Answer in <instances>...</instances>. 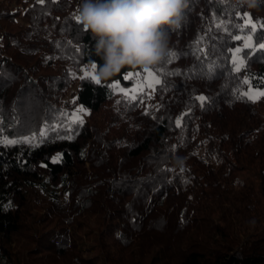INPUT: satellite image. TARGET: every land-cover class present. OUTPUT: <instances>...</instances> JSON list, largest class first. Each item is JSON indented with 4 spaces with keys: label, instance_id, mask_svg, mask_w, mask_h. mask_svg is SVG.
<instances>
[{
    "label": "trees",
    "instance_id": "obj_1",
    "mask_svg": "<svg viewBox=\"0 0 264 264\" xmlns=\"http://www.w3.org/2000/svg\"><path fill=\"white\" fill-rule=\"evenodd\" d=\"M79 4L0 0V135L31 141L0 144V264H264V97L242 95L264 90V50L235 39L249 35L245 13L264 21V0H188L151 68L162 84L132 102L109 85L134 87L143 69L79 76L104 63ZM110 103L116 130L96 118ZM79 106L82 124L70 120Z\"/></svg>",
    "mask_w": 264,
    "mask_h": 264
},
{
    "label": "clouds",
    "instance_id": "obj_2",
    "mask_svg": "<svg viewBox=\"0 0 264 264\" xmlns=\"http://www.w3.org/2000/svg\"><path fill=\"white\" fill-rule=\"evenodd\" d=\"M249 8L258 0H240ZM188 0H80L76 16L96 40L95 62L100 82L112 79L122 69L149 70L161 64L170 52V30L182 25Z\"/></svg>",
    "mask_w": 264,
    "mask_h": 264
},
{
    "label": "snow or ice",
    "instance_id": "obj_3",
    "mask_svg": "<svg viewBox=\"0 0 264 264\" xmlns=\"http://www.w3.org/2000/svg\"><path fill=\"white\" fill-rule=\"evenodd\" d=\"M39 3H44V0H38ZM241 19L243 20V24L240 25L239 27L241 28V30H245L248 29L249 31V35H247V37H242V36H236L235 39L237 40H242L244 41V47L245 48H249V49H253L255 47H258L261 50H264V37H262V42L259 43L258 45H255L253 42V36L252 33H255V31L257 30V27L264 29V21H254L251 14L245 13ZM223 26V21H220L217 24V27H222ZM242 51L241 48H236L235 49V53L237 56V60H234L233 63H239V64H243L244 61L243 59L239 58V53ZM171 55L173 57L176 56L175 53H171ZM162 71V69L160 70ZM237 71H239V67H237ZM95 72V66H93V73H88L87 71L85 72V76L86 77H90L91 80L95 81L96 84H100V81L98 80V78L95 76L94 74ZM145 72L147 73L146 77L142 80L138 79L135 83L134 87L131 88H126L124 86H121L120 82H116V83H112L109 85V87H111L112 89L116 90L117 92H119L120 94H122L124 97H126L129 100H136L137 99V94L138 93H144L145 88L148 89H152L153 91L155 90L156 85H160L162 84V79L160 78V76L157 74L156 71L153 70H145ZM136 77H139L140 74L136 73L135 74ZM133 76L132 74H128L126 76H124V80L127 81H132ZM245 84H249L250 85V81L249 80H245L244 81ZM242 95L248 97V99L252 100L253 102H255L256 100L264 97V90H256L254 88H250L248 91L242 93ZM197 99L201 102H204L206 100V97L204 96H199L197 97ZM86 113V109L84 107H78L75 110V113L73 115H71L70 120L72 122H76L79 124L83 123V116L82 114ZM181 121H182V117L178 118L176 121L177 127H181ZM2 128H0V133H2ZM44 133H41V136H43ZM64 139H71V136H66V137H61ZM23 142H31L30 140L28 141H17V140H11L8 139L7 137H4L2 135H0V144H3L5 146L8 145H14L16 143H23ZM60 159L59 156H57L56 158H54L53 162H57Z\"/></svg>",
    "mask_w": 264,
    "mask_h": 264
},
{
    "label": "rangeland",
    "instance_id": "obj_4",
    "mask_svg": "<svg viewBox=\"0 0 264 264\" xmlns=\"http://www.w3.org/2000/svg\"><path fill=\"white\" fill-rule=\"evenodd\" d=\"M5 1H8V0H5ZM25 57V56H23ZM27 60H30L29 57H25ZM151 70V69H150ZM88 72V73H93V69L92 68H83L81 70V72L79 73V76L81 75H85V72ZM95 74V73H94ZM147 73L145 72V70L143 71L142 75L140 74V76L138 77V79L142 80L146 77ZM74 88H71L70 91L67 93L66 97H65V100L66 99H71V91L73 90ZM153 90L152 89H148V88H145V91L144 93H138L140 96H138L137 94V98H141V95L145 96V97H148V98H151L152 94H153ZM129 100V99H128ZM132 102V100H129ZM80 107V106H79ZM78 108V107H77ZM76 108V109H77ZM75 109V110H76ZM75 110L73 111V114L75 113ZM118 107L116 105H112V103L110 104H107L105 106V108L100 111L98 113V115H96V118L97 119H102L104 120V123L103 125L106 126V127H110L112 130H116V120L114 119V116H118ZM89 114L90 112L88 110H86V113L85 114H82L83 116V121L88 119L89 117ZM125 123L123 122L122 125H124L125 127H123L125 130H131V129H135L136 126L138 125V122H137V119L134 117L133 114H125ZM119 120V119H118ZM255 123L254 122H249L248 125L244 126L242 128V134H244L246 137H252L253 136V131H251L253 128H255ZM118 125V124H117ZM241 175H242V178L243 180H250L256 187L259 186L260 184V181H259V177H258V170L256 168H244L241 170ZM263 200V205H264V198L262 199ZM263 212H264V209H263ZM264 217V215H262V218Z\"/></svg>",
    "mask_w": 264,
    "mask_h": 264
}]
</instances>
